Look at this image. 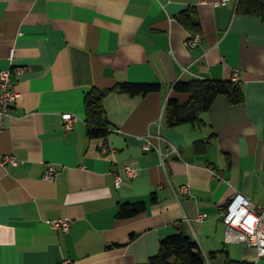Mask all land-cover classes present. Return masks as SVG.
<instances>
[{
	"label": "crops",
	"instance_id": "1",
	"mask_svg": "<svg viewBox=\"0 0 264 264\" xmlns=\"http://www.w3.org/2000/svg\"><path fill=\"white\" fill-rule=\"evenodd\" d=\"M237 3L0 0V71H12L19 94L0 133V154L19 162L0 168V264H146L177 232L198 243L208 264H264L256 249L225 242L222 217L235 193L264 209V22L237 14ZM188 9L201 23L194 49L177 19ZM192 79L238 83L244 102L220 95L203 125L169 127L173 87ZM123 83L161 91L107 95L110 134L89 139L86 94ZM64 114L76 118L69 131ZM172 146L179 157L155 149ZM47 165L58 169L55 181L44 179ZM138 202L143 213L117 218L121 204ZM61 218L71 220L67 233L49 223Z\"/></svg>",
	"mask_w": 264,
	"mask_h": 264
},
{
	"label": "trees",
	"instance_id": "2",
	"mask_svg": "<svg viewBox=\"0 0 264 264\" xmlns=\"http://www.w3.org/2000/svg\"><path fill=\"white\" fill-rule=\"evenodd\" d=\"M236 12L239 15L258 17L264 22V0H238ZM179 23L191 34L201 32V23L197 12L188 9L177 17ZM161 91L159 84L123 83L113 88L101 90L93 88L85 96V122L89 139L106 140L110 134L109 124L105 118L103 101L107 95L129 94L131 96H147ZM178 95H186L187 101L181 103ZM226 96L233 105L244 102V94L240 84L232 81H216L210 79H192L177 82L165 108V118L169 127L183 124L203 125L201 115L207 112L215 99ZM201 143L196 150L200 151ZM146 210L145 202L121 204L117 218L131 219ZM213 257H210V260ZM146 264H208L198 243L182 232L173 233L160 241L159 252ZM225 264H244L225 262Z\"/></svg>",
	"mask_w": 264,
	"mask_h": 264
},
{
	"label": "built area",
	"instance_id": "3",
	"mask_svg": "<svg viewBox=\"0 0 264 264\" xmlns=\"http://www.w3.org/2000/svg\"><path fill=\"white\" fill-rule=\"evenodd\" d=\"M233 0H221V4L227 5ZM202 35L200 33L191 34L185 41V46L189 49H194L202 43ZM22 70L18 69L17 73ZM11 70L0 71V133L4 130V122L10 115L11 108L15 105L19 98V94L13 88ZM238 73L235 74V81H237ZM65 128L69 131L73 128L75 117L72 114H64L62 116ZM161 139V136H157ZM145 151L151 150V144L148 142L143 146ZM161 158L174 155L179 157V150L172 146L169 153L165 154L160 147H155ZM17 158L10 155L0 154V168H7L9 166H18ZM126 177L133 178L136 175V170L131 166L124 167ZM59 174L58 169L53 165H47L44 179L47 181H55ZM122 184V176L117 175L115 179V187L120 188ZM182 193L189 195L188 187L182 188ZM223 222L226 226L225 242H235L243 246L254 248L257 250L259 256L264 257V209L258 208L250 199L240 193H235L231 196L227 206L222 211ZM206 215L200 214L197 218L202 221ZM50 225L63 233H67L71 227V220L61 218L49 222ZM61 264H74L72 260L65 259Z\"/></svg>",
	"mask_w": 264,
	"mask_h": 264
}]
</instances>
